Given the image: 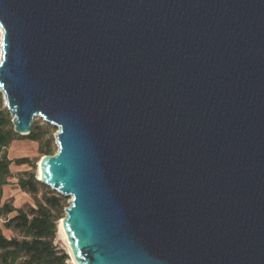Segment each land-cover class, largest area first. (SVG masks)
Returning <instances> with one entry per match:
<instances>
[{"label": "water", "instance_id": "1", "mask_svg": "<svg viewBox=\"0 0 264 264\" xmlns=\"http://www.w3.org/2000/svg\"><path fill=\"white\" fill-rule=\"evenodd\" d=\"M0 33L77 264H264V0H0Z\"/></svg>", "mask_w": 264, "mask_h": 264}, {"label": "trees", "instance_id": "2", "mask_svg": "<svg viewBox=\"0 0 264 264\" xmlns=\"http://www.w3.org/2000/svg\"><path fill=\"white\" fill-rule=\"evenodd\" d=\"M2 93L0 92V221L5 219V226L19 230L23 239H8L0 229V264H70V257L65 250L56 245L58 236L59 216L56 213L63 209L61 200L56 197L46 198L43 203L38 202L37 208L29 213L17 210L12 204L3 201L4 188L12 177L11 166L35 168L30 158L10 160L6 151L12 142L26 139L41 143L40 153L43 156H53V139L50 135L45 142L43 138L49 132L34 123L28 136L15 133L12 117L6 108H3ZM21 190L37 195L39 188L47 186L38 181L34 174L28 179H20ZM17 213L13 218H8Z\"/></svg>", "mask_w": 264, "mask_h": 264}, {"label": "rangeland", "instance_id": "3", "mask_svg": "<svg viewBox=\"0 0 264 264\" xmlns=\"http://www.w3.org/2000/svg\"><path fill=\"white\" fill-rule=\"evenodd\" d=\"M0 51H1V33H0ZM3 95V94H2ZM3 108H6L4 96H2ZM35 124L42 128L43 132H49L43 138L42 142H45L49 136H52L53 139V148L54 155L58 152V145L56 143V135L59 131L57 127H54L48 123H46L42 118H36ZM41 143L32 142L26 139H18L11 143L9 148L6 151V155L10 160L18 159V158H30L33 164L36 165L35 168L29 167L27 165L24 166H11L12 177L9 179V183L4 188L3 201L12 204L17 210H22L24 212L29 213L32 209L37 208V203H43L46 198H50L53 196L58 197L61 200L63 209L56 213L59 216L58 221V236L56 240V245L59 249L65 250L70 257V264H72V257L70 256V250L68 244L64 237L60 233V223L61 220L65 217V210L69 207L70 198H65L59 193L53 191L50 187L39 188V192L37 195H33L26 191H23L19 187L20 179H28L30 175L34 174L38 179V166L41 162L42 157H44L40 153ZM2 155H0L1 157ZM17 213H13L8 218H13ZM0 229L3 234L8 238H17L19 240L23 239V235L19 230L13 228H7L5 226V219L0 221Z\"/></svg>", "mask_w": 264, "mask_h": 264}, {"label": "bare ground", "instance_id": "4", "mask_svg": "<svg viewBox=\"0 0 264 264\" xmlns=\"http://www.w3.org/2000/svg\"><path fill=\"white\" fill-rule=\"evenodd\" d=\"M39 168H38V174H39V178H40V174H41V162L39 163V166H38ZM60 233H61V235L64 237V239L66 240V236H65V233H64V231H63V229H62V227H61V224H60ZM66 242H67V240H66ZM71 253V252H70ZM71 256H72V254H71ZM72 264H77V262L75 261V259H74V257L72 256Z\"/></svg>", "mask_w": 264, "mask_h": 264}]
</instances>
